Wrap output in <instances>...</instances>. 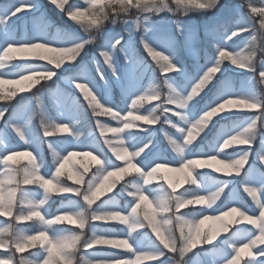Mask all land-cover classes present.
Returning <instances> with one entry per match:
<instances>
[{"label": "snow or ice", "instance_id": "snow-or-ice-1", "mask_svg": "<svg viewBox=\"0 0 264 264\" xmlns=\"http://www.w3.org/2000/svg\"><path fill=\"white\" fill-rule=\"evenodd\" d=\"M102 2L0 6V264H264V0Z\"/></svg>", "mask_w": 264, "mask_h": 264}, {"label": "rangeland", "instance_id": "rangeland-1", "mask_svg": "<svg viewBox=\"0 0 264 264\" xmlns=\"http://www.w3.org/2000/svg\"><path fill=\"white\" fill-rule=\"evenodd\" d=\"M233 2H241V0H233ZM9 3H11V0H0V6H6ZM39 3L41 4L42 7V11L45 13V15L55 24H57L60 27H63L66 30L72 31V30H76L78 25L75 22L70 21L68 18H66L62 13L58 12L52 5H50L48 3V0H39ZM101 5H103V2L101 0ZM100 5V6H101ZM170 15V14H169ZM211 14H209V16H205V15H200V14H193L191 17V22L193 24L196 25H200L203 26L205 22H207L209 20ZM25 19H27L29 21V29H31L33 27V23L31 21V17H26ZM167 19L168 18H164V22L167 23ZM21 23V21H17V24L19 25ZM109 28H111V25H108ZM119 27H122V25H120ZM119 30V29H118ZM80 31L82 32L83 29H80ZM142 54L144 55V57L146 59H148V61L150 63H154L151 61V57L146 53V52H142ZM8 79H12V78H8ZM20 87V85L17 84H11V83H3L0 84V88H3L4 91L7 93L8 90L12 89V88H18ZM53 88H55V85H52ZM63 87V85H62ZM69 91H71V89H68ZM33 91H35V89H33ZM42 92H46L45 89H41ZM20 95H24L25 97L30 96V93H22ZM113 95L115 98L119 99L120 93L118 89H115L113 92ZM20 96L18 95L16 97L17 100H19ZM81 102L84 103L83 101V96L81 94ZM48 103V108H49V112L50 114L51 111L53 112L52 115H55V107L52 104L51 99H49L47 101ZM1 104V103H0ZM92 127L91 122H88L87 124H83L81 125V129L82 130H90ZM111 135V134H110ZM69 139L71 140L72 138L69 137ZM73 143H75L74 140H72ZM85 143H88V141H85ZM254 147H258V144ZM77 151L79 152H87L89 151L88 148L86 147H82V148H78ZM111 154V153H109ZM16 159L20 160L21 162H26L27 161V157L24 155H21L19 157H17ZM49 160H50V155H49ZM216 167H224V165L218 163L217 161H213L212 162ZM77 165L80 168H84V167H89L90 169H92L94 167V162L92 161V158L90 156H75L72 158L71 161H69L66 165H65V170L66 171H74L75 169L73 168V165ZM161 172H167V169H161ZM170 175L173 177L174 180L182 183L184 180V174L183 173H170ZM217 175H221V174H217ZM87 178V177H86ZM71 183V182H69ZM182 190V189H180ZM242 195L249 200L250 202V198L247 197V194L242 193ZM51 203V210L55 211L58 207L61 206V199L57 198L54 199L53 201L50 202ZM220 226L218 221H214V220H207L205 221V223L203 225H201V230L202 231H208L211 230L212 232H215L218 227ZM97 247H101L104 249H108V246H97ZM2 251V250H0ZM197 253L201 252V250L198 248L195 250ZM208 257L204 256L203 254L196 256L193 255L192 256V264H201V261H204L205 264L208 261ZM145 264H153V262H149L146 261Z\"/></svg>", "mask_w": 264, "mask_h": 264}, {"label": "trees", "instance_id": "trees-1", "mask_svg": "<svg viewBox=\"0 0 264 264\" xmlns=\"http://www.w3.org/2000/svg\"><path fill=\"white\" fill-rule=\"evenodd\" d=\"M88 122H91L90 118L88 119ZM92 171H94V167L91 169ZM90 174V173H89Z\"/></svg>", "mask_w": 264, "mask_h": 264}]
</instances>
